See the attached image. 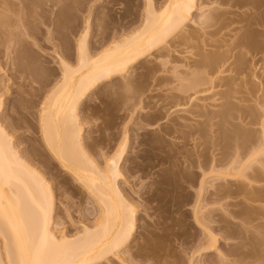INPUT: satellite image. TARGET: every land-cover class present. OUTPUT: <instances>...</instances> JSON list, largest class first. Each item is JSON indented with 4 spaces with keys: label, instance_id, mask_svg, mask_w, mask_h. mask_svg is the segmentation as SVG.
<instances>
[{
    "label": "bare ground",
    "instance_id": "bare-ground-1",
    "mask_svg": "<svg viewBox=\"0 0 264 264\" xmlns=\"http://www.w3.org/2000/svg\"><path fill=\"white\" fill-rule=\"evenodd\" d=\"M64 1L50 0L49 2L53 6L52 8H56L61 3L64 5ZM154 1L156 0H146L143 23L141 22L140 28H135V32L132 30V34L128 32V36L125 34L126 37L122 35V38H112L111 41L110 39L107 40L108 38L105 36L108 30L106 24L110 20L107 23L104 20L107 16L111 15L107 14L106 16L105 14V18L100 17V33H97L100 36L97 38V40L100 38V41H98L100 43L99 47L90 45L88 31H86L77 40L75 57L68 53V48L63 49L65 51H62V54L59 52L57 68L51 73L53 78H46L42 82L39 81L40 89L36 90L38 92L37 97L41 100L38 116V133L41 134L40 142L45 148L43 152H40V149L32 145L31 152L29 151L32 158H25L27 156L25 152L30 147L23 149V152H21L22 150L19 152L15 144H13L12 137L3 126L5 124L11 127L12 123L6 122V119H11V115L9 118H7L8 115L5 116L6 118L0 116V264H98L108 262L109 256L114 257L120 264H133L130 257L131 254L129 256L127 254L130 252L126 253L128 257L121 253L131 243L136 231V209L127 200L122 188L119 186V181L123 179L121 167L125 159L128 139L125 136L123 143L119 144L117 149L111 150V154L106 156L102 162H99L92 157L89 151L94 150L100 143L102 144L104 141H107L110 135L106 134L105 130L100 129V132L96 131L99 133L97 137H93L90 143L85 142L80 108L83 102L98 87L103 84L105 85V83L107 84L109 81H114L116 78L125 76L131 69L140 66L143 60L153 56L154 53H158L156 54V60L160 62H156L160 63V67L167 66L168 64L175 65L170 70L172 76L170 79L168 78V83L171 85L169 90L171 93L168 96L170 99L165 107L161 108V105L160 110H158L160 111L161 119L170 117V115L172 116V113L175 114L174 112L179 110V107L189 106L188 108H191L190 110L187 108L189 115L202 120L196 122L198 125L194 129L191 128L192 131L190 130L191 132H188L187 136L194 138L197 136L196 139H192L195 143L196 141L200 143L203 138L204 140L206 138L207 140L201 143L203 147H207L204 145L207 144L211 149H213L212 147H220V150L222 146L225 153L223 151L217 153L219 155L225 154V157L222 158L220 156L219 160L231 159L230 161L228 159L225 161L228 167L226 164H223V161L222 163L220 161L219 163L218 160L216 161L220 165L216 164L217 168L213 167L212 163L211 165L209 163V169L207 168V170H211L209 174L214 179L219 177V180L220 177L225 175L224 177H228L229 180L235 183L246 180L244 176L248 174L256 183H264V168L261 170L264 162L260 167L261 171L254 168V166L261 164V162H256L258 165L254 163L255 160L259 159V156H263L261 160L264 161V120L263 122L261 120L260 122L258 121L261 113L258 114L257 111L259 110L255 106L251 108L250 105L248 107L245 106L246 104L244 105V102L247 103V97H252V99L247 100L249 102L256 100L255 103L257 102L263 106L264 72L255 76V72L252 71L254 72L252 76L255 77L252 82H256L257 85V82H259L263 88L260 85L256 86L254 83V88H247L249 84L243 80L242 82L246 83V87L242 85L243 88L245 87V91L237 84V80L241 78L238 76H241L239 75L241 73L238 74L237 72V76L234 75L235 77H230L229 74L230 71L232 74V71H237V68L246 66L245 63L251 61H244L247 54L245 52L251 53V62L255 63V65H259L260 62L264 61V0H201L202 4H199L200 0H164L161 5L154 3ZM38 2L39 0H0V40L2 39L0 41V48L7 42H4V40L10 39L9 36L14 33L11 27L8 28L9 25L13 23V26L16 23L17 25L18 23H22L23 26L25 25V27L30 28L28 25L32 21L30 22L29 16L27 17L25 12L31 13L32 9H35L36 4L39 6ZM33 4L35 5L34 7H32ZM211 5L216 6L209 9V11L204 10V7ZM63 11H65L64 8ZM197 11L199 12V16L196 17L194 14ZM58 13L56 14L54 24L57 29L62 28L63 25L65 26L63 21H60L62 17L60 16L59 18ZM128 14L125 17H130L133 13H130V16H127ZM191 22L198 28L193 30L191 27L189 30H184L190 27L189 23ZM202 26L206 27L203 28ZM207 29L209 31H205ZM26 30L29 29L26 28ZM226 38H230V40L228 41ZM176 44H178V47L187 46L191 52L194 47L199 48L200 51L195 56L193 54L195 57L193 61L186 57L190 62H186V60L185 63L176 59V61L172 60L175 62L173 64L174 62H171L169 59H171V54L176 51ZM200 44H205L206 47L210 46L215 51L209 52L207 50V52ZM5 46L3 47L5 48ZM8 47L5 49H9ZM236 51L245 57L242 61L241 55H233V52ZM233 56L234 61L231 62ZM12 60L16 67L14 69V79L15 77L22 78L25 75V80L28 71L24 64L21 61L19 63L15 62V58ZM177 60L181 61V63ZM233 66L235 69L231 68ZM241 68V71L244 72V67ZM226 73L229 74V77L226 76ZM125 84L122 85V89L131 88V91L133 82L128 80ZM119 87L121 88V86ZM136 87L138 86L134 88ZM120 88L118 90L121 92L122 89L120 90ZM239 88L243 89L241 90L243 91V93L241 92L242 95L247 96L245 101L243 99L244 96L242 97L243 100L240 97L241 100L239 99L240 101H238V96L236 95L239 94ZM206 102H209V104H206ZM4 103L3 95H0V112ZM87 109L89 110L88 107ZM94 109L92 108L90 113L94 114ZM172 109L176 110L171 111ZM185 110L181 111L187 113ZM248 120L250 121L247 122ZM258 122L259 124H257ZM252 124L253 126L255 124L261 125L259 131L260 137H258V134L255 135L256 130L246 128ZM173 126L176 127L174 124ZM105 129L107 130V128ZM174 129L172 125L171 127L170 125H166L162 131L169 137V135L172 136L176 132L177 128ZM94 134H96L95 131ZM185 135L183 138L186 137ZM36 136L30 137V141L36 143L39 140V136L38 140ZM162 137L154 135L150 139H146V143L158 145L161 142L162 144ZM198 139L201 140L198 141ZM142 143L143 145L145 144L143 141ZM231 150L234 153L236 152L235 154L233 153V156L231 155ZM239 151L241 154L238 153ZM38 155L41 157L39 160L36 158ZM54 162L65 174L75 181L80 190H83L96 203L98 212L94 222L90 227L84 226L81 235L68 237L64 233L58 234V224L54 222L53 217L55 196L52 186L47 180L48 177L46 178L45 176L49 175L48 171ZM131 163L133 165H131V169L143 166L140 163H138L139 165L136 162ZM221 164L223 165L222 168ZM224 166L228 169H225L226 167ZM220 168L224 172L222 171L221 173ZM216 169L219 172L215 171ZM227 171L228 173H225ZM210 175L204 174L203 178L205 179H202V181L204 182L207 179L206 177H210ZM184 176L188 180V176L192 175L187 174ZM192 178L190 177V179ZM182 179L184 180L183 176ZM203 182L200 184L201 190L204 188L202 184L204 185L206 181ZM249 183L251 184V182ZM248 184L246 183L247 186H250ZM231 187L229 189L220 185L217 190L215 189L216 193H214L213 197L223 196L225 199L231 197V195H237L236 197L245 195L244 198L248 196V199L245 198V200L247 199L246 201L251 202V204L245 203L246 205L244 206V201L243 207L240 202V206L243 208L239 206L242 210L240 209L241 211L237 212V214L245 217V222L257 224L256 221L264 216V207L259 206L258 208L255 205L253 206V204L264 203L263 186H256L254 191L249 190L251 187L248 189L247 187H243V185L236 186V188L235 186ZM225 195L228 196L225 197ZM243 217L240 218L242 219ZM262 219L264 220V217ZM248 223L245 224L247 225ZM261 224H264V222ZM257 226L255 225V228ZM230 233L233 234V232ZM243 235L240 238L246 242L248 237ZM207 238L208 244L204 245L203 248L201 247L204 253L217 249L218 238L216 235L214 236L211 232H208ZM261 238H263V235ZM263 239L261 240L264 241ZM249 242L252 243L250 244ZM262 243L258 240H248L247 243L239 244V247L241 245L244 249L250 245L252 249H248L250 251L253 250V253L258 255L264 251L262 250L264 249L262 248ZM258 245L260 247L259 250ZM243 249H236L239 250V253L241 251L239 256L243 255ZM232 250L236 252L235 249H231V252L229 251L228 254L230 255L231 253L232 257L233 255L237 256L238 251L235 253ZM257 250L259 251L258 254ZM137 252L141 253L139 250ZM244 255L245 259L249 257V254ZM260 257H262V254ZM219 258V261L223 264L224 260H221V254ZM253 258L255 259L254 256ZM238 260L233 263L236 264L235 262ZM243 260L238 262V264H241V262L245 264L246 262ZM247 260H250V258ZM227 262L226 264L229 263Z\"/></svg>",
    "mask_w": 264,
    "mask_h": 264
},
{
    "label": "rangeland",
    "instance_id": "rangeland-1",
    "mask_svg": "<svg viewBox=\"0 0 264 264\" xmlns=\"http://www.w3.org/2000/svg\"><path fill=\"white\" fill-rule=\"evenodd\" d=\"M45 1L39 0V6L36 4L35 9H32V11L30 10L31 13L25 12L26 16H29L30 22L32 21L31 24L28 25L30 28L25 27V25L23 26L22 23H18V25L16 23V25L14 24L13 26L12 23L8 26V28L11 27V30L13 29L15 34L10 30L14 36L11 35L12 37L9 36L10 39L7 38V40H4V42H8H6L7 44L5 43L7 46L3 45L1 42L5 48L10 45L8 47L9 49H5L3 46L0 48V95H3V100L5 101L0 112V116L5 117L8 115L7 118H9L11 115V119H6V122L12 123L11 127L5 124H3V126L7 130L6 132L12 137L13 144H15V147L19 152L21 150V152H23V149L30 147L25 152L27 153L25 158H32L30 155L32 145H35L38 149H40V152H43L45 149L40 142L41 134L38 133V116L41 100L37 97L38 92H36V90L40 89L39 83L44 81V79L53 78L51 73L57 68L58 54L65 51L63 49L68 48V53L75 57L77 40L86 31H88V40L90 41V45L93 47L95 45V47H99L100 43L98 41H100V38L98 40L97 38L100 37L98 34L100 33L101 18H105V14L106 16L107 14L111 15L107 16L104 20L105 23L110 20L106 24V28H108L106 33L107 35L105 34L108 38H106L107 40L110 39L111 41L112 38L119 39L122 38V35L125 36L126 34V36H128L129 33L132 34V30L135 32V28H140L142 25L141 22L144 20L143 16H145L144 8L146 9L147 3L146 0H65L64 5L61 3L58 6L60 8H52L53 6L49 2L50 0L47 2ZM163 2L164 0L154 1V3H158L159 5H161V3L163 4ZM199 4H202L201 0L199 1ZM34 6L35 5L33 4L32 7ZM214 6L216 5L206 6L204 7V10L209 11V9ZM63 8L65 11H63ZM60 10L61 12H59ZM57 13L59 14V18L60 16L62 17V20L60 19V21H63L65 24L62 28L58 27L59 29H57L54 25ZM130 13H133L132 16H130ZM126 14L130 17H125ZM194 15L196 17L199 16V12H195ZM192 22L189 23L190 27L184 30H189L191 27L193 30L198 28L197 26H194ZM26 28L29 30H26ZM205 31L209 30L207 29ZM205 38L207 39L206 36ZM226 39H228V41L230 40V38ZM177 45L178 44H176V46ZM176 46V51L171 49L172 51H175L170 56L171 59L169 60L171 62L176 61V59L185 62L187 58L193 61L196 53L200 51L199 48L194 46V48L192 47V52L188 50L187 46H177V49ZM201 46H203L206 51H215V49L210 48V46L206 47L205 44ZM236 52H233V55H241V61L245 57V62L249 60L252 61L251 53L248 54L249 52L244 51L248 54H246L247 56L244 54V57L242 54H239V52ZM156 54L158 53H154L153 56L143 60L142 63H140L141 65L138 64L140 66H135L136 68L131 69L125 76L116 78V80L109 81L107 84L105 83V85L103 84L98 87L90 94L85 102H83L80 108V116L83 121L84 128L83 137L85 142L90 143L92 138L97 137L99 135L98 132L101 130H105L106 134L110 135V138L107 141H104L102 144L100 143L94 150L89 151L92 157L99 162H102L106 156H109L111 154V150L117 149L118 145L123 143V138L125 136L128 139L127 151L121 167L123 179L119 181V186L122 188L127 200L136 209V231L131 243L125 247L121 253L126 255L127 252H130L127 254L128 256L131 254L130 257L133 264H221V261H219L220 254L221 260H224V262H222L223 264H226L227 261L234 264V261L240 259L235 262L238 264V262L243 260L245 256L244 254H249L247 259L250 258V260L244 258L245 261H243L246 262L245 264H264V251L261 252L260 250L261 253L258 254V250L260 249L259 245L257 250L258 255L253 253V250H249L252 249L250 245L244 248L246 250H244L240 245L243 249L242 254L244 256H239V254H241V251L239 253V250H242L239 247V244L247 243L248 240H258L264 243V241L261 240L264 238V224H261L264 222L262 219L264 216L258 220L260 221V224L258 221H256L257 224H250L245 222V217L237 214V212L241 211V208L246 205L245 203L251 204V202L246 201L248 196L245 197L247 198L246 200L244 198L245 195H242L243 198L242 196L236 197L237 195H231V197L225 199L223 196H219L220 198L218 196L216 198L215 196L213 197L214 193H216L215 191L218 187H220V185L229 189L231 186H235L236 188V186L243 185V187H247L248 189L251 187L249 190L254 191L256 186L264 187V183L258 181V183H256L253 181L254 179H251L248 176V174L247 176H244L246 179L244 180L246 181L245 184H243L244 181L242 180V182H236L237 184L234 181L229 180L228 177L227 180V178L224 177V174H222L224 176L220 177V180L219 177H216L218 179H214V177L209 174L211 171L207 170V168L209 169V163L210 165L212 163V166L217 168L220 166L219 163H222V161L223 164H226L225 161H227L228 158L219 160L220 156L222 158L225 157V154H218L219 151L220 153L223 151L222 146L220 150V147H212L213 149H211L207 144H204L207 147H203L201 143L206 141V138L205 140L203 138L202 141H200L201 139H198L200 143L197 141L195 143V141H192L194 137L187 136L188 132L192 131L191 128H196V125H198L196 122L200 120L195 116L189 115L187 112L188 109H191L188 108L189 106H182V108L179 107V110L172 109L171 111L176 110L174 112L175 114L172 113V116L170 115V117H165L166 119H161V114L158 110H160L159 108L161 105V108L165 107L170 99L168 96L171 93L169 91L171 85L168 83V78L170 79L172 76L170 70L173 65L168 64L167 66L160 67V61L156 60ZM13 58L16 59L15 62L17 63L21 61L27 69L28 72L25 80V75H23L22 78L15 77L14 79V69L16 67L14 66V62L12 60ZM181 61L178 62L181 63ZM232 61H234V56L231 59V62ZM251 61L245 63L246 66H241L244 67V72L241 71V67L237 68V71L234 70L236 73L232 71L233 76L231 71L229 72L230 77L237 76V72L238 74L241 73L239 74L241 76H238L241 78L237 80V84L242 88L246 83L249 84L247 85V88H254L255 86L253 85L256 84V82H252L253 78L255 79V77L252 76V73L255 72V76H258L257 74L264 72V61L260 62V64L258 63L259 65L256 64L257 66ZM186 62H190V60H187ZM173 64H175V62ZM231 68H234V66ZM229 74L226 76L229 77ZM128 80L133 82V88L131 91V88L126 90L123 88V91L122 85H124L126 81L128 82ZM240 80L241 82L244 80L246 83L242 82L241 84ZM257 83L258 85L256 84V86H259V82ZM119 86H121V88ZM135 86L138 87L134 88ZM260 87L262 86L260 85ZM118 88H120V90L122 89L121 92ZM242 88L238 89L239 94L236 95L238 96V101H240L243 96L245 101L247 97L244 94L242 95L243 91L241 90L244 89ZM247 99H252V97H247ZM247 99V103L244 102V105L246 104L245 106L247 107L250 105L251 108L252 106H255V108L259 110L257 111L258 114L261 113L259 117L262 119L258 118V121L260 122L261 120V122H263L264 104L262 106V104L259 105V103L256 102L257 106L259 105L257 107L255 103L256 100L249 102ZM241 102L240 104H242ZM206 104H209V102H206ZM90 108L94 109V114L90 113ZM181 110H185L187 113H183ZM249 121L250 120L247 122ZM259 122L257 124H259ZM173 124L176 127H174ZM257 124H255V126L252 124L246 128H250L251 130L253 129L254 131L256 130L255 135L258 134V137H260L259 131L261 125L258 126ZM166 125H170V127L172 125L173 129L177 128L178 130L174 129L176 131L174 132V135L172 134V136L169 135L168 137V135H165L162 131ZM177 125H179V127H177ZM105 128H107V130ZM94 131L96 134H94ZM33 135L39 136V140L38 136H36L39 142L37 141L36 143H33V141H30V137ZM154 135L159 137L163 136L161 138L163 141L162 144L161 142L158 143V145L146 143V141ZM184 135L186 137L183 138ZM142 141L145 143L144 145ZM224 151L223 153H225ZM232 151L233 150H231V152ZM233 153L234 152L231 154L232 156L236 152L234 154ZM238 153L241 154L240 151ZM40 155L36 157L38 160L41 159ZM261 158H263V156H259L260 160ZM259 159L257 161L255 160L254 163L261 162V164H259L260 166L256 163L259 167L254 166V168L260 170L264 161H260ZM217 160L220 162H216ZM228 160L230 161L231 159ZM131 162H136L137 165L140 163L143 164V166L141 165L142 167L139 166L137 169H131ZM222 166L223 165L221 164V168ZM226 166L228 167L227 164ZM227 167L225 169H228ZM221 168L219 170L222 173L223 170H221ZM263 168L264 166L261 170H263ZM219 170L216 169L215 171L219 172ZM48 172L49 175L45 176L46 178L48 177L47 180L50 182L55 196V211L53 213V217L54 222L58 224V234L60 235L61 233H64L68 237L81 235L84 226L90 227L94 222L98 212L96 203L88 195H86L83 190H80L75 181L65 174V172H63L55 162ZM225 173H228V171ZM187 174L192 175L190 177L193 178L190 179L188 176L187 180L186 176H184ZM204 174H207L208 176L210 175V177H206V182L204 181L205 184H202V187L204 186V188L201 190L200 184L203 182L202 179H205L203 178ZM182 176L184 180L182 179ZM249 182H251L252 185ZM246 183H249L248 185L250 186H247ZM263 187L262 189L264 191ZM227 196L228 195H225V197ZM240 202L242 206L244 202L243 207L240 206ZM254 205L258 208L259 206L264 207V203L262 202L253 204V206ZM240 217L243 218L241 219ZM244 222L249 225H246ZM255 225H258L259 227L257 226L255 228ZM228 227L230 230H228ZM242 231L243 233H241ZM208 232H211L218 238L217 249L204 253L202 248L209 242L207 240ZM230 232H233V234ZM242 235L248 237L246 242L244 239L240 238ZM262 235L263 238H261ZM263 243L261 244L262 248H264ZM231 249H239L236 250V252L232 250L235 253L238 251V257L234 255L232 257L231 253L230 255L228 254L229 251L231 252ZM138 250L141 251V253L137 252ZM261 254L262 257H260ZM222 255H224L225 258L224 256L222 257ZM109 261L98 264H120L116 259H114V257L111 256H109Z\"/></svg>",
    "mask_w": 264,
    "mask_h": 264
}]
</instances>
